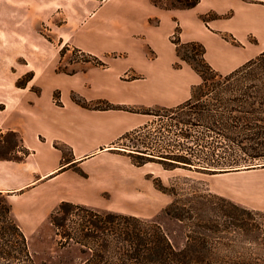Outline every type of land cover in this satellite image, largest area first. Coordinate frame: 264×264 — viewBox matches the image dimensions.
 Returning a JSON list of instances; mask_svg holds the SVG:
<instances>
[{
    "label": "rangeland",
    "instance_id": "rangeland-1",
    "mask_svg": "<svg viewBox=\"0 0 264 264\" xmlns=\"http://www.w3.org/2000/svg\"><path fill=\"white\" fill-rule=\"evenodd\" d=\"M11 1L0 0V100L24 98L29 104H34L36 98L45 97L46 92L51 91L50 99L55 105L64 106L63 92L67 91L58 88L51 90L52 85L61 83L58 81L59 75L73 80L75 86L87 87L88 83L104 76L105 71L115 68L116 80L123 83L124 88L132 90L138 88L140 80L148 78L147 74L132 66L127 53L115 50L111 53L99 50L91 52L85 48L82 24L77 26L83 19L80 11L67 9L64 3H60V8L52 9L45 4L44 10H38L37 14L36 11H27L28 14L22 15L20 11H15L17 21L10 30L5 24L9 12L6 9ZM243 1L241 8L221 15L208 13L202 19L205 23L219 19L218 22L229 24L235 32H223L221 37L236 46L241 43L239 30L246 29L251 54L256 57V51L264 49V0ZM17 2L19 5L20 2ZM155 3L164 8H183V4L177 0H155ZM115 6L112 2L109 5L111 9H108L110 11L104 10L101 14L111 12L114 15ZM241 15L246 19L245 25L239 23ZM229 18L230 21H226ZM70 20L77 26L76 33L75 25H68ZM11 31L23 35L22 41H7L6 35ZM94 35L98 41L102 37L100 32ZM24 37L32 40L24 41ZM71 37L73 42H66ZM170 40L174 49L173 80L187 82L189 100L194 91L200 95V89L196 87L202 83V78L189 63L177 56V49L180 47L185 57L196 56L200 50L197 46H186L189 42L197 41L183 40L179 26ZM178 41L180 44L176 45L174 42ZM100 44L103 45L102 40ZM149 56L154 57V54ZM159 56L155 61L160 65L169 62L168 50L161 49ZM230 56L238 59L234 54ZM226 57L214 55L212 60L216 65L208 62L215 70L226 74L222 71L223 66L230 62ZM191 62L198 65L194 60ZM84 73L89 75L85 77ZM149 80L158 83L152 74ZM80 91L77 88L70 92L69 98L73 104L59 113L57 118L63 120L74 117L76 127L85 132L83 139L99 140V135L93 132L94 128H91L92 132L86 129L96 125L97 116L91 112L104 111L103 108L108 107V104L119 108L112 110L148 113L155 117L151 116L149 124L125 135L109 149H104L99 157H83L82 162L85 161V164L72 168L71 178L64 183L75 184L74 190L69 191L66 185H61L59 189V194L67 199L64 201L85 206L95 213H123L157 222L177 248L184 247L196 237L208 244L209 251L203 257L194 259L214 264H264V170H261L264 169V163L243 166L249 168L240 172L231 171L234 168L222 172H201L195 167H184L181 163L163 164L162 157L158 155L164 156L171 152L184 155L190 151L199 153L213 149L212 145L210 147L204 142V145L197 144L194 138L186 137L213 133L203 126L189 127L185 124L188 119L185 112L178 111L176 115H171L177 106L151 107L143 102L139 105H116L103 98H87ZM154 94L157 93H148L152 99L156 98ZM65 99L68 100L67 96ZM32 129L47 131L42 124H34ZM18 144L17 134L0 132V158L24 159L29 150L20 148L17 152L15 148ZM78 179L86 185H78ZM89 188L92 191L88 192ZM0 194V199L9 203L10 198ZM59 205L53 213H56ZM181 208L186 210L185 213H190V220L183 222L174 217ZM51 214L46 213L42 223L31 234L25 233L37 263L80 264L83 256L76 246H59L60 238L49 221ZM17 223L20 225L18 220ZM212 224L219 225L216 231L206 228Z\"/></svg>",
    "mask_w": 264,
    "mask_h": 264
},
{
    "label": "crops",
    "instance_id": "crops-1",
    "mask_svg": "<svg viewBox=\"0 0 264 264\" xmlns=\"http://www.w3.org/2000/svg\"><path fill=\"white\" fill-rule=\"evenodd\" d=\"M18 1L19 5L17 0H13L6 9L9 12L6 14L8 21L5 25L10 30L17 21L15 11H20L22 15H26L27 11H36L37 14L38 10H44L45 4L52 9L60 8V3H64L67 9L80 11L83 19L77 26L82 24L81 33L85 48H89L91 52L99 50L111 53L115 50L127 53L132 66L148 76L146 80L139 81L136 90H132L129 87L124 88L123 83L116 80L115 68L113 71H105L104 76L88 83L87 87L75 86L73 80L59 75L58 81L61 83L52 85L51 90L58 88L67 91L63 92L64 106L55 105L50 99L51 91L46 92L45 97L36 98L34 104H29L24 98L0 100V132L17 134V152L20 148L29 150V154L21 160L0 158V193L10 198L11 213L27 235L39 227L46 213H53L62 201L67 200L64 195L59 194V189L61 185H66L69 191L74 190L75 184L72 186L64 183L71 178L72 168L85 164V161L82 162L83 157H99L104 149H109L125 135L146 126L152 121L151 116H154L124 110H93L91 114L97 116L96 125L86 130L92 132L91 128H94L93 132L99 135V140L83 139L85 132L76 127L74 117L63 120L57 118L66 107L72 106L73 102L69 98L71 91L80 88L81 94L87 98H103L116 105H139L143 102L151 107L171 108L182 104L189 98L188 87L186 81L173 80L174 49L170 40L178 26L181 28L183 40L197 41L205 46L206 58L211 65H216L212 60L214 55L227 56L226 60L230 62L223 66L224 73L234 71L255 57L251 54L246 29L239 30L241 43L236 46L221 37L223 32H235L229 24L218 22L219 19L205 23L202 19V16L208 13L221 15L241 8L243 0H200L191 8H164L155 3V0ZM112 2L116 4V13L112 15L108 12L102 15L104 10L110 11L108 9H111L109 5ZM70 21L68 25H75L76 33L77 26ZM226 21H230V18ZM239 23L246 24L243 15L239 17ZM95 32L101 33L99 41L94 35ZM6 36L7 41H22L23 38V35L12 31ZM23 40L32 39L24 37ZM73 40V37L67 38L66 42ZM101 40L103 45L100 44ZM161 49L169 52V62L165 65L155 61L160 57ZM263 50L256 51L257 55ZM150 54H154V57L149 56ZM231 54L238 56V59H232ZM150 74L155 76L154 81L158 83L149 80ZM84 75L86 77L89 74ZM149 92L157 93L154 94L156 98H150ZM66 96L68 100L65 99ZM34 124L46 126L47 131L32 129ZM80 181L81 179H78V185H86ZM89 190L92 191L87 189L88 192Z\"/></svg>",
    "mask_w": 264,
    "mask_h": 264
},
{
    "label": "trees",
    "instance_id": "trees-1",
    "mask_svg": "<svg viewBox=\"0 0 264 264\" xmlns=\"http://www.w3.org/2000/svg\"><path fill=\"white\" fill-rule=\"evenodd\" d=\"M177 1L183 8H191L200 0ZM174 43L179 45L180 41ZM186 46H197L200 50L196 56L185 57L178 47L177 56L201 76L202 83L196 87L201 93L194 91L171 115L185 112L188 118L185 124L203 126L213 133L186 136L194 138L197 144L212 145L213 149L158 155L163 164L181 163L201 172H213L264 163V51L223 74L206 60V48L202 44L189 42ZM191 60L198 65H193ZM107 106L103 110L119 109ZM185 211L181 208L174 217L183 222L190 220V213ZM49 221L60 238L61 248L71 245L78 248L83 256L80 264H214L194 259L209 251L206 242L194 237L184 247L177 248L159 223L136 215L95 213L85 206L63 201ZM218 226L212 224L206 228L216 231ZM0 264H38L27 235L5 199H0Z\"/></svg>",
    "mask_w": 264,
    "mask_h": 264
},
{
    "label": "water",
    "instance_id": "water-1",
    "mask_svg": "<svg viewBox=\"0 0 264 264\" xmlns=\"http://www.w3.org/2000/svg\"><path fill=\"white\" fill-rule=\"evenodd\" d=\"M252 167H255V166L253 165ZM247 168H249V167H237V168L232 169L231 171H240V170H245ZM223 170H225V169H214L213 171L222 172Z\"/></svg>",
    "mask_w": 264,
    "mask_h": 264
},
{
    "label": "bare ground",
    "instance_id": "bare-ground-1",
    "mask_svg": "<svg viewBox=\"0 0 264 264\" xmlns=\"http://www.w3.org/2000/svg\"><path fill=\"white\" fill-rule=\"evenodd\" d=\"M237 172H240V171H237ZM244 172V171H243Z\"/></svg>",
    "mask_w": 264,
    "mask_h": 264
}]
</instances>
